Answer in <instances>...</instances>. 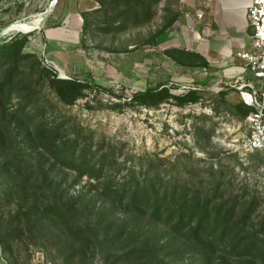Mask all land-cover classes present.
I'll list each match as a JSON object with an SVG mask.
<instances>
[{"label": "rangeland", "instance_id": "obj_1", "mask_svg": "<svg viewBox=\"0 0 264 264\" xmlns=\"http://www.w3.org/2000/svg\"><path fill=\"white\" fill-rule=\"evenodd\" d=\"M70 1L73 8L89 12L91 27L87 34H81L85 48L80 43L75 55H61V64L46 54L42 28L60 23L69 0H0V43L27 34L25 51L36 55L19 64L14 77L15 91L0 108V131L8 138L0 141V164L14 141L22 139L36 124L57 127L69 143L91 149L96 157L104 155L112 165L114 182L157 184L162 191L175 190L179 200L199 196L210 202L215 226L208 238L214 243L215 253L210 259L204 258L189 243L181 241L188 250L185 262L264 264L256 255L258 249L264 250V151L244 147L250 135L246 119H240L232 106L218 99L220 90L229 88L227 98L231 99L237 89L209 81L198 83L203 87L200 92L204 100L197 105H179L174 100L158 107L124 104L134 91L159 82H166L174 93L181 94L184 84L201 82L206 77L197 71L198 67L174 62L165 49L173 44L187 45L194 27L189 16L195 21L197 9L206 7L210 0H144L135 11L144 8L146 13L138 9L140 19L131 21L119 32L101 29L105 13L100 0ZM175 16L177 20L171 29L153 40L152 36ZM41 66L52 68L61 78L83 77L81 71L86 70L104 89H86L84 96L67 105L41 75ZM7 68L5 64L0 68V81L6 78ZM24 105L27 110L22 115ZM16 111L21 115L17 117L20 128L15 127L9 136L7 114ZM15 125L14 121L12 126ZM34 156L43 159L37 152ZM51 162L43 165L48 177L40 178L61 182L62 186L56 187L62 191L64 202L77 201L78 205L83 192L96 206L108 204L98 193L94 179L79 176L59 164L52 166ZM19 204V199H15L0 211V219L8 222L10 228L22 225ZM229 214H233L232 233L221 236L223 224L219 223L226 221ZM23 232L9 243L0 239L5 264L112 263L105 261L93 245L83 247L74 243L64 226L51 218L32 219Z\"/></svg>", "mask_w": 264, "mask_h": 264}, {"label": "trees", "instance_id": "obj_2", "mask_svg": "<svg viewBox=\"0 0 264 264\" xmlns=\"http://www.w3.org/2000/svg\"><path fill=\"white\" fill-rule=\"evenodd\" d=\"M143 1L100 0L105 13V24L100 26L101 29L105 32L126 29L131 21L136 22L138 17L140 19L141 12L139 14L137 11L144 8L135 9ZM145 11L144 9L143 13ZM80 14L84 20L82 33L87 34L91 27L89 12L80 11ZM176 20L177 16L170 19L152 39L156 40L168 32ZM28 41L26 34L0 43V68L4 64L8 65L6 78L2 77L0 81V108L11 100L15 91L14 77L19 64L36 57L35 54L25 51ZM80 41L85 48L84 36ZM165 53L182 66L206 68L208 65L202 54L183 47H168ZM40 72L48 79L57 97L67 105L74 104L78 98L84 96L86 89H104L91 74L61 78L48 66H41ZM208 82L207 76L201 82L193 83ZM107 90L114 93L112 89ZM228 90L229 88L226 91L220 90L218 99L232 106L240 119H246L251 108L242 101L227 98ZM170 100L185 105L204 100V96L197 90L176 94L166 82H159L155 86L134 91L124 104L158 107ZM26 110V105L22 106V115ZM7 117L6 126L11 136L15 127L20 128L17 117L21 118V115L16 111L8 113ZM14 121L16 125L12 126ZM29 131L22 139L14 141L12 150L0 164V177L3 176L0 181V211L14 203L15 199H19L18 214L22 221L20 228L16 229L10 228L8 222L0 219V239L3 243L19 238L32 219L39 221L51 218L64 226L74 243H80L83 247L93 245L102 258L111 261V264L128 261L134 264H195L185 262L184 255L188 250L183 242L189 243L204 258L210 259L215 253L214 243L208 238L215 226L214 211L208 200L204 201L199 196L179 200L175 190L162 191L157 184L144 185L130 180L114 182L111 178L112 165L104 155L96 157L91 149L79 148L76 144L69 143L57 127L38 123ZM6 139L8 138H4L0 131V141L5 142ZM34 152L43 159L37 160ZM51 160L52 166L59 164L77 172L79 176L94 179L99 188L98 193L108 204L96 206L92 198H88L87 193L83 192L78 205L77 201L64 202L61 198L62 191L59 192L56 187L62 186V183L54 179L46 181L40 178V175L48 177V171L43 165ZM232 218L233 214H229L226 221L219 223L223 224L221 236L232 233ZM1 251L0 245V254ZM257 251L256 255L264 261V250L260 248Z\"/></svg>", "mask_w": 264, "mask_h": 264}, {"label": "crops", "instance_id": "obj_3", "mask_svg": "<svg viewBox=\"0 0 264 264\" xmlns=\"http://www.w3.org/2000/svg\"><path fill=\"white\" fill-rule=\"evenodd\" d=\"M249 3L250 0H210L206 7L197 9L195 21L189 16L194 22L193 31L189 34L187 45H180L206 58V69L198 67L197 71L206 74L209 81L227 84L253 79L252 73L245 69V61L238 56V52L250 47L248 38L252 27L248 17ZM64 9L66 13L62 14L58 25L47 24L42 28L46 54L61 64L64 62L61 55H75L80 46L84 21L80 11L73 8V1L69 0V7ZM81 73L83 77L90 74L86 70ZM231 100L242 101L238 92ZM0 264H5L2 254Z\"/></svg>", "mask_w": 264, "mask_h": 264}, {"label": "built area", "instance_id": "obj_4", "mask_svg": "<svg viewBox=\"0 0 264 264\" xmlns=\"http://www.w3.org/2000/svg\"><path fill=\"white\" fill-rule=\"evenodd\" d=\"M248 17L253 30L250 47L238 52V56L245 61V69L252 73L253 79L226 85L236 88L239 98L251 108L246 117L250 135L244 141V147L251 151H264V0H250ZM190 90L202 91L203 87L191 81L180 88L182 93Z\"/></svg>", "mask_w": 264, "mask_h": 264}, {"label": "bare ground", "instance_id": "obj_5", "mask_svg": "<svg viewBox=\"0 0 264 264\" xmlns=\"http://www.w3.org/2000/svg\"><path fill=\"white\" fill-rule=\"evenodd\" d=\"M39 25V24H38ZM21 26V25H20ZM37 26V25H36ZM36 26H34V27H36ZM16 27V26H15ZM15 30V29H14ZM11 31H13V30H11Z\"/></svg>", "mask_w": 264, "mask_h": 264}]
</instances>
